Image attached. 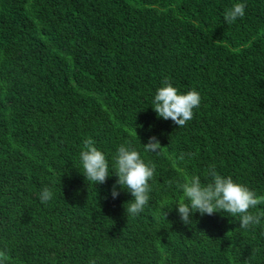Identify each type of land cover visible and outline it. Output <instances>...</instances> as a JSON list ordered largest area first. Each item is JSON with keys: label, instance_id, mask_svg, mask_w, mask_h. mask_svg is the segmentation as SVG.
<instances>
[{"label": "trees", "instance_id": "trees-1", "mask_svg": "<svg viewBox=\"0 0 264 264\" xmlns=\"http://www.w3.org/2000/svg\"><path fill=\"white\" fill-rule=\"evenodd\" d=\"M235 3L245 15L227 24ZM165 77L200 93L184 127L152 109ZM150 137L159 154L144 151ZM85 138L108 160L104 184L82 175ZM121 144L156 165L136 217L112 174ZM213 165L264 195V0H0L5 264H264V219L248 229L224 213L181 221L176 184L207 183ZM45 186L54 195L42 204Z\"/></svg>", "mask_w": 264, "mask_h": 264}, {"label": "clouds", "instance_id": "clouds-1", "mask_svg": "<svg viewBox=\"0 0 264 264\" xmlns=\"http://www.w3.org/2000/svg\"><path fill=\"white\" fill-rule=\"evenodd\" d=\"M245 7L244 3L233 4L225 10L224 21L227 24H232L237 19L243 18ZM200 103L201 96L198 91L190 90L185 94H180L177 88L172 86L169 78L165 77L162 86L156 90L152 100V109L158 118L171 120L178 127H184L187 122L193 119L194 109L198 108ZM142 147L146 153L155 154H159L163 149L156 137H150ZM179 159H184L183 153ZM79 161L83 169L82 175L86 181L92 185L106 182L110 175L108 160L104 153L95 146L93 139L85 138L83 140ZM113 161L114 171L112 174L117 177L116 185L133 197V200L127 203L125 211L127 215L136 217L143 213L149 205V194L152 191L149 182L154 178L156 165L145 163L140 153L130 144L119 145ZM206 179L208 182L202 183L199 175H191L186 176L182 183L176 184V187L182 191V201L175 206L185 225L193 224L192 215L194 213H199L201 216H211L215 213H224L231 217L238 216L239 227L242 229L261 224L264 212L258 211L253 214L250 209L264 204V195L258 196L247 186L234 182L230 176L220 175L214 165L206 171ZM172 184L173 181L169 180L168 185L171 187ZM53 195L50 187H43L39 193L40 202L48 203L53 199ZM118 195L119 192L116 191L114 185L111 196L115 199ZM165 215L164 213V217ZM8 258L7 249L0 250V264H5ZM88 264H96V260L91 259Z\"/></svg>", "mask_w": 264, "mask_h": 264}]
</instances>
